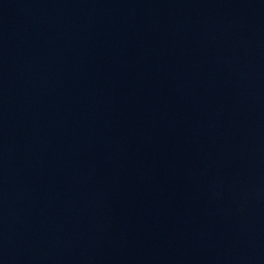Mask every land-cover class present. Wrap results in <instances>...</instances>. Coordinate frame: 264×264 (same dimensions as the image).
Returning a JSON list of instances; mask_svg holds the SVG:
<instances>
[{"label": "water", "instance_id": "95a60500", "mask_svg": "<svg viewBox=\"0 0 264 264\" xmlns=\"http://www.w3.org/2000/svg\"><path fill=\"white\" fill-rule=\"evenodd\" d=\"M0 264H264V0H0Z\"/></svg>", "mask_w": 264, "mask_h": 264}]
</instances>
